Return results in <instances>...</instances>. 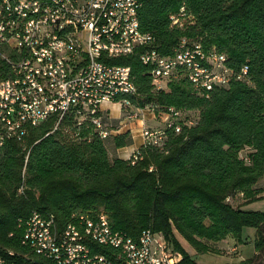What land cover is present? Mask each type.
<instances>
[{"label":"trees","instance_id":"obj_1","mask_svg":"<svg viewBox=\"0 0 264 264\" xmlns=\"http://www.w3.org/2000/svg\"><path fill=\"white\" fill-rule=\"evenodd\" d=\"M140 1V27L154 35L163 54L189 38L223 53L234 69L247 65V78L207 94L185 78L155 91L136 54L110 59L131 67L138 104L195 111L193 125L169 131L161 147L140 145L133 160L117 154L133 143L128 130L72 140L60 128L51 132L55 121L49 119L29 128L23 141H8L0 148V256L36 264L18 226L31 211L64 220L73 212L101 209L114 229L129 236L144 229L161 232L181 252L175 264L200 263L179 245L174 229L201 254L228 236L240 241L242 228L253 227V255L223 264H264V211L226 200L236 192L243 193L244 202L256 199L260 189L254 185L264 177V0ZM181 7L192 23L171 27L169 17ZM0 70L4 76V62ZM70 124L63 120L60 126ZM119 125L110 119L112 128Z\"/></svg>","mask_w":264,"mask_h":264},{"label":"built area","instance_id":"obj_2","mask_svg":"<svg viewBox=\"0 0 264 264\" xmlns=\"http://www.w3.org/2000/svg\"><path fill=\"white\" fill-rule=\"evenodd\" d=\"M0 3V148L23 141L29 128L54 119L72 140L105 139L119 128L109 127L110 108L123 112L121 126L140 121L142 145L162 146L168 132L193 125L184 111H162L161 125L145 124L158 108L136 102L131 67L110 59L136 54L148 67L155 91L185 78L206 94L232 80L247 78L248 67L234 69L226 56L205 50L200 42L180 38L168 54L140 27V0H11ZM171 27L184 28L192 17L184 7L169 17ZM63 120L71 124L60 126ZM128 158L137 159V151ZM21 243L42 252L39 264H175L181 253L161 233L142 230L132 237L114 229L105 212L79 211L59 220L41 212L19 220ZM9 251V255L13 256ZM0 264H20L0 256Z\"/></svg>","mask_w":264,"mask_h":264},{"label":"rangeland","instance_id":"obj_3","mask_svg":"<svg viewBox=\"0 0 264 264\" xmlns=\"http://www.w3.org/2000/svg\"><path fill=\"white\" fill-rule=\"evenodd\" d=\"M110 114L117 118L121 117V120H123V112H121L120 109L117 108L116 106L110 107ZM152 115L153 114L149 112L146 114L145 124L150 125V126L161 125L162 120H163L162 111H156L155 118H153ZM184 116L195 120L197 117V113L195 111H185ZM125 125L126 127L130 125L132 129L131 132L133 135V138H132L133 145L119 148L117 150V154L119 157H129L131 155V152L136 151L137 146L141 142V138H140L141 135H140V130H139L140 121H136V122L128 121L125 123ZM123 129H126V128H123ZM64 135L68 139L70 138L67 134L64 133ZM25 146H26V142L24 143V147ZM246 152L247 150L242 151L241 155H244ZM254 188L260 189V191L254 196V198L256 199L244 202L245 198H243V193L236 192L228 196L226 200L233 206H242V208L245 210L264 211V197H262L264 196V177H261L258 179L256 184L254 185ZM95 211L103 212L101 209H96ZM173 233L181 247L189 251L191 255H194L193 258L196 259L198 262L204 259L203 262H205V264L206 263L207 264H211V263L219 264L220 262L223 263V262H227L232 259L235 260L237 258H242V257H245V259H247V258H250L255 252V248H254L255 229L253 227H243L242 228L240 241L234 240L236 243H233V240H231V243H230L225 238V240L213 242L211 245V247L213 248L211 252H206V253H201V254H195V250L180 236V234L175 229L173 230ZM227 246H229V248H227ZM233 246H236V248L231 249Z\"/></svg>","mask_w":264,"mask_h":264},{"label":"crops","instance_id":"obj_4","mask_svg":"<svg viewBox=\"0 0 264 264\" xmlns=\"http://www.w3.org/2000/svg\"><path fill=\"white\" fill-rule=\"evenodd\" d=\"M111 107V105L109 106V108ZM109 115H110V119H118L119 120V124H121L120 122H121V117L120 118H117V117H115V116H112L111 114H110V112H109ZM121 115H122V113H121ZM110 119H109V127H111L110 126ZM136 124V123H135ZM123 128H126V129H123ZM126 130H128V131H130L131 132V127H130V125L128 126V127H126V125H124V126H121V125H119V131L117 132V133H119V132H122V131H126ZM131 136H132V138H133V135H132V132H131ZM141 138V137H140ZM132 145H133V143H132ZM140 145H142V138H141V142L139 143V145L137 146V148L140 146ZM131 146V145H130ZM137 150V149H136ZM133 152H135V151H133ZM133 152H131V154L133 153ZM122 158H128V157H122ZM226 239L231 243V240H233V243H236L234 240V238H232V237H226ZM223 240H225V239H223ZM228 245V244H227ZM227 248H229V246H227ZM236 248V246H233L231 249H235ZM189 252V251H188ZM191 254V253H190ZM195 254H197L196 252H195ZM201 259V258H200ZM242 259H245V257H242V258H237V259H232V260H229V261H227V262H223V263H233V262H237V261H239V260H242ZM204 261V259L201 261L200 260V264H205V262H203ZM198 262V261H197ZM223 263H219V264H223ZM207 264V263H206ZM211 264H216V263H211ZM218 264V263H217Z\"/></svg>","mask_w":264,"mask_h":264},{"label":"bare ground","instance_id":"obj_5","mask_svg":"<svg viewBox=\"0 0 264 264\" xmlns=\"http://www.w3.org/2000/svg\"><path fill=\"white\" fill-rule=\"evenodd\" d=\"M0 3H3L4 6H6V9H13V2H11V0H0ZM181 131V130H180ZM179 131V132H180ZM178 132V133H179ZM165 142L162 143V145ZM32 215H41V213L37 212V211H32ZM28 251L34 255V257L37 258L36 260V264H39V262H44V254H42V252H31L30 249H28ZM31 256V255H30Z\"/></svg>","mask_w":264,"mask_h":264}]
</instances>
